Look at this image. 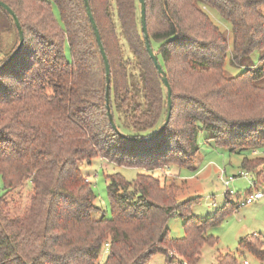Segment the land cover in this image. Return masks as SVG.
I'll use <instances>...</instances> for the list:
<instances>
[{"label":"trees","instance_id":"trees-1","mask_svg":"<svg viewBox=\"0 0 264 264\" xmlns=\"http://www.w3.org/2000/svg\"><path fill=\"white\" fill-rule=\"evenodd\" d=\"M2 1L16 13L23 41L0 68V264H147L157 253L170 260L169 249L196 264L202 245L215 241L207 228L236 204L227 199L202 218L190 209L196 199L178 200L175 185L152 172L171 164L194 169L200 129L214 145L242 150V168L264 161L249 155L264 145V0H144L150 44L171 87L169 120L144 141L120 135L108 121L104 64L83 0ZM88 1L110 66L115 124L128 137L152 134L165 115L166 92L146 51L139 1ZM207 9L229 22L230 49ZM18 40L0 6V64ZM255 50L260 64L253 67ZM228 51L231 64L244 68L236 75L226 72ZM95 157L142 170L132 181L107 175L110 217L92 216L99 207L80 164ZM254 174L264 183V169ZM26 180L28 204L13 214L6 195ZM176 214L180 238L167 227ZM238 246L264 260L256 234ZM220 264L237 263L226 253Z\"/></svg>","mask_w":264,"mask_h":264},{"label":"rangeland","instance_id":"rangeland-1","mask_svg":"<svg viewBox=\"0 0 264 264\" xmlns=\"http://www.w3.org/2000/svg\"><path fill=\"white\" fill-rule=\"evenodd\" d=\"M52 8L55 16L58 17L54 3H52ZM207 12L212 21L227 35L230 49L232 33L229 22L222 19L218 12L213 9H207ZM124 43L126 56L132 58L133 55L125 40ZM260 54L259 50H255L249 56V62L253 67L260 64ZM229 56L228 51L225 61L226 72L229 75H236L244 68L231 64ZM66 57H70L68 53ZM208 135V131L200 129L197 137L198 152L194 169L171 164L164 165L161 169H155L152 173L160 179L162 184L175 185L173 190L178 200L196 199L191 204L190 209L191 212L202 218L213 216L217 210L225 205L227 199L236 204L235 208L225 214L220 223L207 228L206 234L214 237L215 241L212 244L206 242L202 245L196 264H220V259L226 253L233 256L237 264H264V260H258L255 255L238 246L241 237L256 233L262 240V247L264 248V198L239 204V206H237L236 201L238 198L243 199L245 197L247 190L251 189L250 185L253 181H256L258 189L264 190V185L258 186L254 174V172L264 169V161L257 165L253 171L246 170L240 165L244 155L242 150H230L216 146L207 138ZM253 150H255L254 153L249 155H264V145ZM80 168L91 183V188L95 194L94 204L99 207L98 210L92 212L94 218L111 216V207L106 191L108 174L119 173L126 180L132 181L137 173L142 171L135 166L116 164L102 157H95L89 164H80ZM240 171L247 172V175H240ZM228 176H232L228 185L231 195L226 194L227 188L223 184V178ZM252 188L251 191H255L253 186ZM30 191L31 183L26 180L8 192L6 197L13 214L20 215L23 213L29 201ZM3 193V181L0 176V194ZM167 227L172 238H180L184 235L182 219L177 214L168 219ZM168 254L170 260L164 254L157 253L151 257L147 264H188L171 249L168 250ZM105 257L106 250H103L100 254V260L105 259Z\"/></svg>","mask_w":264,"mask_h":264},{"label":"water","instance_id":"water-1","mask_svg":"<svg viewBox=\"0 0 264 264\" xmlns=\"http://www.w3.org/2000/svg\"><path fill=\"white\" fill-rule=\"evenodd\" d=\"M139 4H140V22H141V30L143 32V38H144V43H145V47H146V51L148 52L150 58L152 59L157 72L160 75L161 81L165 87V92H166V112L165 115L163 117V120L161 122V124L159 125L158 129L153 132L152 134H149L147 136H141V137H128L125 134H123L122 132H120V130L118 129L117 125L115 124V121L113 119V115L111 112V107H110V98H109V88H110V66H109V62H108V58L106 55V52L104 50L103 44L101 42V38H100V34H99V30L97 28L96 22L93 18V14L91 11V7H90V3L88 0H83L84 5L86 7V12L88 15V19L91 23L92 29H93V33L95 35L96 38V42L97 45L99 47V51L103 60V64H104V70H105V80H106V84H105V102H106V111H107V116H108V121L111 125V127L118 132L120 135L127 137L131 140H136V141H144V140H148L151 139L157 135H159L165 128L169 117H170V111H171V87L170 84L168 82L166 73L164 71V69L162 68L161 64L158 61V58L156 56V53L154 52L153 48L151 47L150 44V39L148 36V31L146 28V20H145V1L144 0H138ZM0 6L3 7L11 16L16 28L18 29V34H19V40H18V44L15 47V49L13 50V52L10 54V56L2 63L0 64V68L7 62V60H9L13 54L19 49V47L22 44L23 41V32L18 20V17L16 15V13L14 12V10L5 2H3L2 0H0Z\"/></svg>","mask_w":264,"mask_h":264},{"label":"built area","instance_id":"built-area-1","mask_svg":"<svg viewBox=\"0 0 264 264\" xmlns=\"http://www.w3.org/2000/svg\"><path fill=\"white\" fill-rule=\"evenodd\" d=\"M240 175L246 176L247 172L240 171ZM232 179V176H228L227 178H223V182L225 184H228V182ZM88 180V178H86ZM261 197H264V191L256 189L252 193H249L246 195V197L242 200V204L248 203L257 199H260Z\"/></svg>","mask_w":264,"mask_h":264},{"label":"crops","instance_id":"crops-1","mask_svg":"<svg viewBox=\"0 0 264 264\" xmlns=\"http://www.w3.org/2000/svg\"><path fill=\"white\" fill-rule=\"evenodd\" d=\"M254 151H255V150L250 151L249 153H252V152L254 153ZM261 167H262V166H261ZM231 180H232V179H231ZM231 180H230V181H231ZM230 181L228 182V184H225L224 182H223V184H224V185L226 186V188H227V189H226V191H227L226 194L228 193V194L231 195V190L228 189V185H229ZM250 183H251V182H250ZM257 183H258V182H257ZM262 185H264V183H258V186H262ZM250 186H251V187H250L251 189H250V190H249V189L247 190L246 195L249 194V193H252V192H253V191H251V190L253 189L252 186L255 188V190L258 189V188H257V185H256V181H253V182L251 183ZM258 190H261V189H258ZM262 191H264V190H262ZM246 195H245V197H246ZM245 197H244V198H245ZM244 198H243V199H244ZM261 198H264V197H261ZM243 199L238 198V199L236 200V201H237V206H239V204H242L241 202H242ZM257 200H258V199H257ZM257 200H254V201H257ZM230 201H231V200H230ZM231 202L234 203L233 201H231ZM251 202H253V201H251ZM248 203H249V202H248ZM234 204H235V203H234ZM244 204H245V203H244ZM255 234H256V233H255ZM256 235L258 236V234H256Z\"/></svg>","mask_w":264,"mask_h":264}]
</instances>
